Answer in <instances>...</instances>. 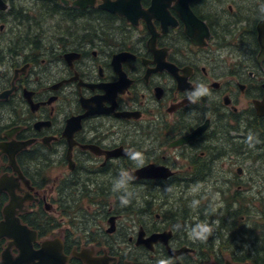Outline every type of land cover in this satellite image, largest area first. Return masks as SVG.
<instances>
[{
	"label": "flooded vegetation",
	"instance_id": "af4514ba",
	"mask_svg": "<svg viewBox=\"0 0 264 264\" xmlns=\"http://www.w3.org/2000/svg\"><path fill=\"white\" fill-rule=\"evenodd\" d=\"M263 22L264 0H0V264H264Z\"/></svg>",
	"mask_w": 264,
	"mask_h": 264
},
{
	"label": "water",
	"instance_id": "95a60500",
	"mask_svg": "<svg viewBox=\"0 0 264 264\" xmlns=\"http://www.w3.org/2000/svg\"><path fill=\"white\" fill-rule=\"evenodd\" d=\"M259 31H260V39H261V43L264 44V22L260 25V28H259ZM257 109H258V112L260 115L264 116V101L262 103H259L257 104ZM202 133V131H197L195 133H193L192 135L188 136L187 138H184L182 140H180L178 142V144H175L176 146H181L183 145V143L187 142V141H191L193 139H195L196 137H198L200 134ZM150 169H143V170H140L138 172H136L133 176L134 177H148V173L149 172H152V173H156L157 174V169H151V171H149ZM156 174H152L150 175V177H156L157 175Z\"/></svg>",
	"mask_w": 264,
	"mask_h": 264
},
{
	"label": "clouds",
	"instance_id": "9594fccd",
	"mask_svg": "<svg viewBox=\"0 0 264 264\" xmlns=\"http://www.w3.org/2000/svg\"><path fill=\"white\" fill-rule=\"evenodd\" d=\"M207 92H208V90H207L206 88H202V89H200V90L196 93V95H197V96H199V95H204V94H207ZM125 184H126V183H125V178L122 176V178L119 180V182L117 183L116 186H117V187H124ZM121 200H122V202L125 203V204L128 203V200L125 199L124 197H121ZM204 231L210 233L211 230L208 229V228H205ZM203 238H206V237H203Z\"/></svg>",
	"mask_w": 264,
	"mask_h": 264
},
{
	"label": "rangeland",
	"instance_id": "374dc122",
	"mask_svg": "<svg viewBox=\"0 0 264 264\" xmlns=\"http://www.w3.org/2000/svg\"><path fill=\"white\" fill-rule=\"evenodd\" d=\"M235 134H236V133H232V135H235ZM236 141H238V140H236ZM239 144H241V143H239ZM243 228H244V231H242V228L238 227V231L241 232L242 235L244 234V232L249 231V227H248V226L243 227ZM235 230H236V229H235ZM241 233H240V234H241ZM242 235H239L238 237H239V238L244 237V238H247V239L253 238V236H249V235H246V234H244L243 236H242ZM217 246H219V243L217 244Z\"/></svg>",
	"mask_w": 264,
	"mask_h": 264
}]
</instances>
